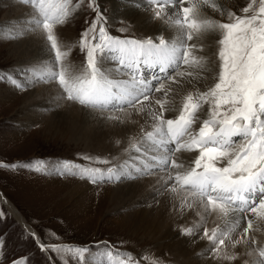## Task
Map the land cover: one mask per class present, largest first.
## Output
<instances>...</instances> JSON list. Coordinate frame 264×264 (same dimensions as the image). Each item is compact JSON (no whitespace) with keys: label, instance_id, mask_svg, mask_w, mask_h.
<instances>
[{"label":"snow or ice","instance_id":"snow-or-ice-1","mask_svg":"<svg viewBox=\"0 0 264 264\" xmlns=\"http://www.w3.org/2000/svg\"><path fill=\"white\" fill-rule=\"evenodd\" d=\"M22 2L34 9L32 30L44 34L51 56L39 66L0 70V82L7 81L19 91L34 83H55L61 98L99 112L105 120L125 123L113 113L132 109L151 126V130L142 126L139 139L126 149L137 154L130 157L132 163L108 168L107 177L99 168H84L67 160L54 162L49 169L38 161L41 166L35 171L78 175L92 183L165 172L164 187L179 200L181 211L214 213L227 223L226 230L203 229L201 238L211 245L207 249L211 259L236 261L235 249L243 244L245 251L239 255L249 258L244 264H264V245L252 235L254 222L248 215L264 221V0H251L242 9L243 15L228 12L227 22L201 18V6L223 15L213 0H143L142 10L150 14V20L166 25L173 34L139 39L111 35L98 0H87L95 15L80 34L78 47L84 60L79 68L70 64V51L62 50L54 33L57 25H64L73 15V0ZM210 31L220 33L215 82L206 91L197 88L187 93L178 114L168 118L167 113L176 111L175 87L192 76L188 69L207 71L204 57L196 55L203 45L195 41ZM108 63L115 67H106ZM143 67L155 68L158 74L144 78ZM123 70L125 79L110 75ZM205 105L206 118L194 130ZM181 151L198 153L187 168L176 159ZM7 167L16 169L18 164ZM4 216L0 212V218ZM240 227L242 234L234 239L231 233ZM198 228L186 227L180 234L193 237L195 243ZM25 235L36 241L41 252L70 253L81 262L90 247L108 246V242L47 244L34 231L27 230ZM4 239L0 237V251ZM128 264H134L130 254Z\"/></svg>","mask_w":264,"mask_h":264},{"label":"rangeland","instance_id":"rangeland-1","mask_svg":"<svg viewBox=\"0 0 264 264\" xmlns=\"http://www.w3.org/2000/svg\"><path fill=\"white\" fill-rule=\"evenodd\" d=\"M213 2L222 9L223 15L210 6H205L206 9L201 6L202 12L205 13L201 16L227 22L228 12L243 15L242 9L251 3V0H213ZM16 3L28 7V4L21 0H17ZM98 3L107 19L106 27L111 35L137 39L156 37L142 33L129 19L120 17L121 8L115 11L108 2L98 0ZM77 5L80 6L76 7ZM73 7V15L64 25H57L54 33L58 36L62 50L70 51V64L74 68H79L84 60L78 47L80 34L91 23L95 13L87 7V0H73ZM9 8L7 4H0V28L5 26L11 30V27L15 28L16 23L13 22L14 13L8 12L11 10ZM34 15L35 13L32 14L31 20ZM121 29L123 31H120ZM214 34L207 47L211 50L215 69L212 80L206 84L203 91L215 82L219 70L216 54L220 33L215 31ZM163 35L170 37L169 34ZM23 36L24 34L21 33H17L16 36H0V70L11 72V69L17 66L18 60L14 56L7 57V45ZM43 38L50 57V46L44 34ZM125 72L126 70L121 71L123 75ZM115 73L118 74H113L114 77L120 79L119 72ZM146 75L148 74L144 70V78L148 77ZM48 84L34 83L24 91H19L7 81L0 82V96L4 95L7 88L12 87L11 97L17 99L16 103L12 104L10 100L0 99V212L5 214L0 218V237L5 238L3 250L0 251V264H12L13 261H22L23 264H115V262L128 264L129 254L134 264H184L173 254L176 248L173 251L169 247L167 244L169 240L163 243L153 241L132 225L133 213L139 207L137 202L121 207L122 200L117 199L124 194L121 193V189L126 182L147 179L159 171L137 176L136 179L131 180L117 181L113 178L97 180L96 183L78 175L44 174L35 171L36 166H41L37 164L38 161H43L42 167L49 169L54 162L62 163L67 160L84 168H99L107 177L108 168L123 164L124 160L122 158L125 151L121 142L120 144L115 142L117 148L113 150L105 149L103 146L109 140V137H104V130L107 131L108 126L117 124L105 120L99 112L86 111L79 120L75 121L69 118L56 121L55 115H50L48 112L28 120L27 115L22 111L23 103L20 99L29 89ZM185 95L187 93L182 97ZM206 112L207 105L204 106L203 117L194 125V130L198 129L199 123L206 118ZM64 123L71 126L69 132L64 128L66 126ZM75 124L76 126H73ZM56 126H59V129ZM98 139H105V143L92 141ZM234 139L240 140L239 137ZM105 160L108 163H104ZM11 164H18V167L16 169L7 167ZM6 201H9L31 231L47 244L92 246L96 242H108V246L100 244L97 247H90L82 262L78 257H72L70 253L41 252L38 246H34L30 236L25 235L24 226L13 216ZM200 233L203 234V229ZM204 257L198 258V261Z\"/></svg>","mask_w":264,"mask_h":264},{"label":"bare ground","instance_id":"bare-ground-1","mask_svg":"<svg viewBox=\"0 0 264 264\" xmlns=\"http://www.w3.org/2000/svg\"><path fill=\"white\" fill-rule=\"evenodd\" d=\"M16 1L17 0H0V4H7L10 6L9 9L11 10H8V12L14 13L15 19L13 22L16 23L15 28L12 29L11 27V30L10 28L2 26L0 28V36L3 35V37H7L10 35L16 36L17 33L24 34L21 39H16L12 41V43L9 42L7 45V57L10 58L11 56H14L18 60L17 66L11 69V72H13L14 69L20 67L39 66L48 60L50 55H48L42 32L40 30H32L35 26L34 24L30 23V20L32 14H34V9L30 4H28L27 7L21 5L20 3H16ZM102 1L108 2L112 6V10L114 9L116 11L121 8L122 12H120V14L122 16L120 17L129 19L133 24L136 25V28L144 34L152 36H158L160 34H169L171 36L173 34L166 25H163L158 21L150 20V14L142 10L143 0ZM137 4H139L140 7H137ZM202 7L204 8L205 6ZM202 11L203 10H200V15L205 14ZM205 17L201 16V18ZM214 32L210 31L204 33L202 38L195 41L197 44L205 45L202 51L196 52V55L204 57L205 68L207 71L195 67L189 68L188 71L192 72V76L188 77L187 79H183L181 87L173 86L175 87L174 102L176 111L167 113L166 116L168 118H174V116L177 115L178 109L181 105V97L184 95V93H194L197 88L200 91H203L204 88H206V84L212 80L215 62L212 59L213 56L210 52L211 50L207 46L210 40L213 38ZM15 33L16 35H14ZM106 65L109 68L115 67V65L112 63H108ZM183 68L184 66H182V70ZM115 72L116 71H112L110 73L111 77L114 79H119L116 76L118 73L116 74ZM113 74H116V77H114ZM148 74L149 75H146L148 76L146 78H149L152 75H157V69L150 68ZM119 75L120 79L127 78L121 72H119ZM11 88H7V90L4 91V95L0 96V99L8 101L10 100L12 104L13 102L16 103L17 99H15V97H11L13 95L11 94L13 93L11 92V90L13 91V88ZM20 101L23 103L22 111L27 115L26 117L28 120H32L36 116L48 112L50 115H55L56 121H59L61 118H69L75 121L79 120L80 116L86 113V111L89 112L90 110L92 112H96L91 109H86L78 103L69 102L66 99L61 98L55 83H49L48 85L40 86L35 89H29L26 93H24ZM115 115H119L120 119L126 122L119 123V125L117 124L115 126H108V130H104V137H109V140L106 143L104 141L105 139L92 141H98L100 144L105 143L103 146L108 150L116 149L117 146L115 145L120 144L121 142V146H123L125 151L123 153L124 157L122 158L124 159L123 163H132L130 157H135L137 154L134 151H126V149H128L132 143H135L139 139L142 126L147 130H151L150 123H145L142 115L134 113L132 109H127L125 112H119ZM203 115L204 109L200 113V118L203 117ZM64 124L66 125L64 128L69 132L71 130V126L68 123ZM73 126H76V124ZM56 128L59 129V126H56ZM115 142H117V144ZM194 155H196V153L181 151L177 154L176 159L178 163L183 164L184 167L187 168L191 165ZM165 183L166 173L158 172L155 173L154 176H151L147 179L143 178L134 182H126L122 189L119 188L121 189V193H124L122 196L117 198L118 201H124H120L122 203L121 207H127L130 206V204H136L135 202H137L139 205V207H137L138 209L134 211L132 216L131 221L133 226H135L138 230L143 231V233L153 241H162L163 243V241L166 242L169 240L167 243L169 247L172 248L173 251L175 250L174 248H176V252L173 254L177 259H181L184 264H244V260L249 259L246 256L239 255L245 251L246 246L243 244L239 245L235 249L236 253L238 254V259L236 261H216L211 259L210 253L207 251L211 245L206 239L201 238L203 234L200 233V230L204 228H208L210 230L213 227H219L221 230H226L227 223L214 213L207 214L201 211V214L197 215L195 210L185 209L184 211H181L179 200L172 193L167 191V189L164 187ZM6 205L17 221H19L25 229L31 230V228L15 211L13 206L10 205L9 201H6ZM248 215L249 218H251L254 222V231L252 232V235H254L255 239L261 245H264V221H261L256 217L252 218L250 214ZM196 225H199V228L196 229L199 235L195 237V243H193V237L182 236L180 234V231L183 228L194 227ZM244 226H246V224ZM241 234L242 229H238L237 231L231 233L234 239L239 238ZM160 246L163 247V245ZM204 256L208 257L205 258ZM200 257H204L205 259L203 258L198 261V258ZM115 264L120 263L115 262Z\"/></svg>","mask_w":264,"mask_h":264}]
</instances>
